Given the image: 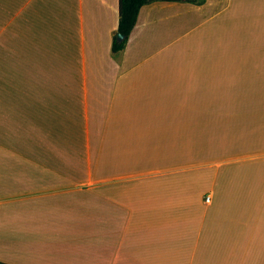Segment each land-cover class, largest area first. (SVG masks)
I'll use <instances>...</instances> for the list:
<instances>
[{"label":"crops","instance_id":"crops-1","mask_svg":"<svg viewBox=\"0 0 264 264\" xmlns=\"http://www.w3.org/2000/svg\"><path fill=\"white\" fill-rule=\"evenodd\" d=\"M119 17L0 0V262L264 264V0Z\"/></svg>","mask_w":264,"mask_h":264},{"label":"trees","instance_id":"trees-1","mask_svg":"<svg viewBox=\"0 0 264 264\" xmlns=\"http://www.w3.org/2000/svg\"><path fill=\"white\" fill-rule=\"evenodd\" d=\"M152 1L155 0H119V25L112 43V49L114 52H118L126 46L132 29L137 22L141 7ZM119 33L124 35V38L121 41L117 39ZM0 264L4 263L0 262Z\"/></svg>","mask_w":264,"mask_h":264},{"label":"water","instance_id":"water-1","mask_svg":"<svg viewBox=\"0 0 264 264\" xmlns=\"http://www.w3.org/2000/svg\"><path fill=\"white\" fill-rule=\"evenodd\" d=\"M123 38H124V35H123L122 33H119V34L117 35V39H118L119 41H121Z\"/></svg>","mask_w":264,"mask_h":264},{"label":"built area","instance_id":"built-area-1","mask_svg":"<svg viewBox=\"0 0 264 264\" xmlns=\"http://www.w3.org/2000/svg\"><path fill=\"white\" fill-rule=\"evenodd\" d=\"M206 201H210V196H207L206 197Z\"/></svg>","mask_w":264,"mask_h":264}]
</instances>
